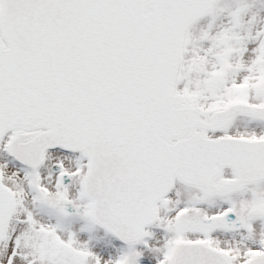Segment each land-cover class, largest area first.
<instances>
[{
	"label": "snow or ice",
	"instance_id": "6c2138e0",
	"mask_svg": "<svg viewBox=\"0 0 264 264\" xmlns=\"http://www.w3.org/2000/svg\"><path fill=\"white\" fill-rule=\"evenodd\" d=\"M0 264H264V0H0Z\"/></svg>",
	"mask_w": 264,
	"mask_h": 264
}]
</instances>
